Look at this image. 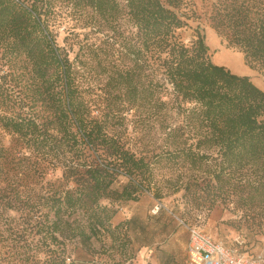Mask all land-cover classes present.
Instances as JSON below:
<instances>
[{
  "label": "trees",
  "instance_id": "trees-1",
  "mask_svg": "<svg viewBox=\"0 0 264 264\" xmlns=\"http://www.w3.org/2000/svg\"><path fill=\"white\" fill-rule=\"evenodd\" d=\"M64 4L76 14L79 41L106 42L96 46L104 54L97 67L122 86L127 110L147 105L158 121L174 189L198 207L219 203L245 220L264 218V89L210 60L201 23L264 73V0H0V169L12 171L0 198L39 209L50 244L62 243L60 257L48 245L46 264H75L67 241L111 233L115 211L105 201H136L159 182L156 160L107 130L105 117L116 120L123 106L91 114L54 35ZM34 172L39 197L23 200L21 177Z\"/></svg>",
  "mask_w": 264,
  "mask_h": 264
},
{
  "label": "rangeland",
  "instance_id": "rangeland-1",
  "mask_svg": "<svg viewBox=\"0 0 264 264\" xmlns=\"http://www.w3.org/2000/svg\"><path fill=\"white\" fill-rule=\"evenodd\" d=\"M60 7L66 19L61 20L54 35L58 45L69 54L75 69L76 83L84 100L93 110L91 114L100 118L107 103L121 104L124 109L120 117H116V120L105 117L107 130L120 134L133 151L147 154L151 160H156L152 168L154 177L159 181L149 191L138 190L136 201H105L106 207L115 211L109 221L111 233L99 234L89 242L79 238L67 241L66 254L70 259L75 264H186L188 226H197L231 250L264 255V218L245 220L240 212L230 211L219 203L211 207H198L191 201L193 197L185 195L183 190L174 189L173 185L178 179L162 151L158 121L153 119L147 105L127 110L128 103L122 96V86L116 87L114 83L107 82L108 72L101 73L97 67L96 54L100 61L104 54L96 50V46L100 45L103 49L106 42L101 36L95 35H87L85 39L80 37L79 41L78 23L71 19V15L76 14L66 4ZM201 23L210 60L234 74L248 76L264 89V73L246 65L238 49L226 48L207 20L202 19ZM178 33L185 42L192 38L189 28H182ZM85 43L88 45L83 46ZM3 141L6 143L7 137ZM11 173L6 164L0 169V188L5 192L12 189L7 186ZM40 182L36 172L21 177L20 183L23 184L19 190H25L21 199L37 201ZM124 182L125 178L121 177L115 187L120 188ZM5 200V197L3 200L0 198V264H46L48 245L56 247L55 254L60 257L61 252L57 247L61 248L62 243L54 240L50 244L40 225L44 217L40 215L39 209L28 210L22 203L20 208L12 209L3 204Z\"/></svg>",
  "mask_w": 264,
  "mask_h": 264
},
{
  "label": "built area",
  "instance_id": "built-area-1",
  "mask_svg": "<svg viewBox=\"0 0 264 264\" xmlns=\"http://www.w3.org/2000/svg\"><path fill=\"white\" fill-rule=\"evenodd\" d=\"M187 237L186 264H264V255L231 250L197 226L187 227Z\"/></svg>",
  "mask_w": 264,
  "mask_h": 264
},
{
  "label": "crops",
  "instance_id": "crops-1",
  "mask_svg": "<svg viewBox=\"0 0 264 264\" xmlns=\"http://www.w3.org/2000/svg\"><path fill=\"white\" fill-rule=\"evenodd\" d=\"M244 254L248 255V254H250V253H248V254H247V253H244Z\"/></svg>",
  "mask_w": 264,
  "mask_h": 264
}]
</instances>
